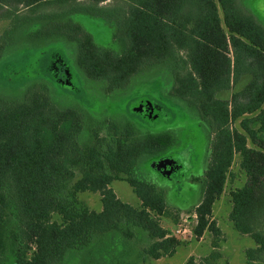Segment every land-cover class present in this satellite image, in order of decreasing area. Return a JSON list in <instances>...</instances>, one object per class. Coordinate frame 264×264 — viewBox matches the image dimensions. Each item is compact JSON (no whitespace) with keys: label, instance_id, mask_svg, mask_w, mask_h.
Returning <instances> with one entry per match:
<instances>
[{"label":"trees","instance_id":"1","mask_svg":"<svg viewBox=\"0 0 264 264\" xmlns=\"http://www.w3.org/2000/svg\"><path fill=\"white\" fill-rule=\"evenodd\" d=\"M79 1L0 0V21L12 27L0 36V59L16 42L14 32L23 33V48L64 40L75 44L78 68L90 80L105 81L108 92L126 88L138 73L168 66L171 94L195 108L210 130L203 194L190 213L194 236L212 234L213 250L185 264H216L221 258L225 235L213 210L237 156L247 181L230 191L229 218L256 244L246 250V264H264V25L240 0H117L111 7H98L109 0H89V6ZM21 8L28 11L23 16ZM46 8L54 10L44 13ZM84 11L113 21L118 51L98 45L72 19ZM49 62L47 69L30 64L27 73L37 75L31 79L7 77L0 91V256L11 251L14 264H64L96 236L117 234L130 242L135 230L146 238L140 260L117 257L113 264H153L172 256L184 242L161 223L170 213L164 194L138 173L144 157L166 151L175 137L144 135L133 123L112 121L105 134L95 128L84 141L85 112L56 102L46 77L53 68ZM239 85L230 99L218 97ZM174 164L164 160L161 168ZM117 180L132 187L140 207L117 197L110 187ZM83 192L100 194V212L77 199Z\"/></svg>","mask_w":264,"mask_h":264},{"label":"rangeland","instance_id":"2","mask_svg":"<svg viewBox=\"0 0 264 264\" xmlns=\"http://www.w3.org/2000/svg\"><path fill=\"white\" fill-rule=\"evenodd\" d=\"M240 2L264 25V0ZM78 3L82 4L80 6L90 5L89 0H80ZM117 4H119L117 0H109L98 7H111ZM52 10L54 8H46L44 13ZM26 12H28L26 9L21 8L19 16ZM72 19L79 21L93 35L98 45L119 50L118 44L113 40L115 30L113 21L87 11L73 13ZM11 28L10 21H0V36ZM12 36L16 42L8 48L3 55L4 58L0 59V91L8 84L5 81L7 77L18 82L24 81L25 77L31 79L37 75L32 70L27 73L30 64H34V68L42 64L47 69L49 61H52L51 75L46 77L51 82L54 99L61 106L75 107L85 112L86 126L82 134L84 141H89V135L95 128L101 135L105 134L108 123L112 121L133 123L144 135L168 132L175 137L176 141L169 149L160 154L144 157L139 167L138 175L151 182L165 196L167 210L170 213L161 217L162 225L184 242L172 256L152 263L185 264L190 257L195 259L208 257L213 250L214 237L206 232L201 239H196L193 234L196 218L190 211L200 203L203 194V177L211 155L210 130L202 122L195 108L171 94L174 86L171 69L165 65L155 66L133 76L126 88L108 92L105 81L90 80L78 68L75 44L60 40L23 48L22 45L26 43V40L21 39L23 33L14 32ZM7 55L10 57L5 58ZM241 87L242 85H239L231 91L222 92L218 97L230 99L231 94ZM253 116L255 115L250 117ZM234 128H240L238 122L234 124ZM164 160H173L175 164L172 168H161ZM239 160L237 156L225 192L213 210V218L225 235V241L219 250L221 258L216 264H246V250L256 246L251 237L242 235L234 229L229 218L232 210L230 191L242 188L247 181L246 175L239 168ZM110 187L122 202L140 207V200L126 181H114ZM77 199L91 210L97 212L102 210L99 193H79ZM135 231L137 238L130 242L117 234L96 236L87 250L70 252L64 264H113L119 258L139 261L138 253L145 245L146 238L140 230ZM111 256L116 258L111 260ZM0 264H14L11 251L0 256Z\"/></svg>","mask_w":264,"mask_h":264},{"label":"built area","instance_id":"3","mask_svg":"<svg viewBox=\"0 0 264 264\" xmlns=\"http://www.w3.org/2000/svg\"><path fill=\"white\" fill-rule=\"evenodd\" d=\"M178 232L180 233V231L178 230Z\"/></svg>","mask_w":264,"mask_h":264},{"label":"crops","instance_id":"4","mask_svg":"<svg viewBox=\"0 0 264 264\" xmlns=\"http://www.w3.org/2000/svg\"><path fill=\"white\" fill-rule=\"evenodd\" d=\"M214 216V215H213ZM213 220H214V218H213Z\"/></svg>","mask_w":264,"mask_h":264},{"label":"water","instance_id":"5","mask_svg":"<svg viewBox=\"0 0 264 264\" xmlns=\"http://www.w3.org/2000/svg\"><path fill=\"white\" fill-rule=\"evenodd\" d=\"M164 166V165H163Z\"/></svg>","mask_w":264,"mask_h":264}]
</instances>
